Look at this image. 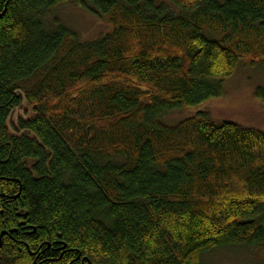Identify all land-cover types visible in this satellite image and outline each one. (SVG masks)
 Masks as SVG:
<instances>
[{"label":"trees","instance_id":"trees-1","mask_svg":"<svg viewBox=\"0 0 264 264\" xmlns=\"http://www.w3.org/2000/svg\"><path fill=\"white\" fill-rule=\"evenodd\" d=\"M67 3L112 33L82 42L53 17ZM169 3L0 0V264H201L264 245V132L165 123L264 60V0ZM24 100L35 115L12 133Z\"/></svg>","mask_w":264,"mask_h":264},{"label":"rangeland","instance_id":"rangeland-1","mask_svg":"<svg viewBox=\"0 0 264 264\" xmlns=\"http://www.w3.org/2000/svg\"><path fill=\"white\" fill-rule=\"evenodd\" d=\"M157 1L170 5L169 0ZM53 17L74 31L82 42L97 41L113 31L107 19L98 18L73 3L55 8ZM259 89L264 90V60L254 63L243 60L235 74L225 81L220 98L171 113L165 117V123L174 126L200 113H207L218 124L233 123L264 132V102L256 96ZM34 115V108L24 100L9 118L10 131L16 133L19 122ZM201 264H264V245L219 249L204 256Z\"/></svg>","mask_w":264,"mask_h":264}]
</instances>
